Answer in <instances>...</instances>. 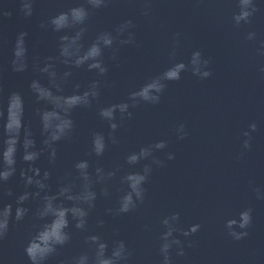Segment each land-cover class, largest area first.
Listing matches in <instances>:
<instances>
[{
  "label": "clouds",
  "instance_id": "obj_1",
  "mask_svg": "<svg viewBox=\"0 0 264 264\" xmlns=\"http://www.w3.org/2000/svg\"><path fill=\"white\" fill-rule=\"evenodd\" d=\"M16 11L25 19L34 15L35 0H15ZM140 14L151 19L154 14V0H138ZM235 11L232 13L233 27L239 29L243 25L251 24L252 17L260 11L257 0H233ZM111 0H83V3L61 11L47 20H42L38 27L42 31L49 29L60 34L57 43V55H48L43 60L32 59L31 67L38 75L29 82V93L34 98L30 106L26 103L25 95L19 91L5 94L0 83V242L7 239L10 221L19 223L31 214L36 222L33 224L34 232L30 235L24 254L29 264H48V261L60 254V249L69 245L73 238V230L88 233V222L91 212L97 206L100 196L109 198L111 192L107 186L120 171L105 169L97 166L92 170L88 158L77 159L71 168L58 176L55 191L49 181L52 178L51 170H41L36 162L42 155H47L52 168L57 165L58 146L61 142L73 140L77 123L73 113L77 109L91 108L97 103V115L108 124L107 137L104 132L91 133V147L87 157H102L108 149V142L119 144L116 136L117 130L125 119H131V109L141 104H159L168 82L179 81L182 73L190 72L201 80L212 76L210 57H205L200 50L191 53L188 61L176 60L178 49L181 46V33L173 34L172 45L169 51L170 65L162 72L149 77L139 88L130 91L127 99L108 106H99L102 80L107 77L110 69L105 62V51L110 50L109 59L116 67H120V49L125 46L139 47L136 42V23L133 19H126L117 25L114 31H102L85 45L84 37L87 21L97 10L107 8ZM13 16V9L6 4H0V23ZM71 33V34H69ZM28 33H17L13 47L10 68L13 73L22 74L29 70L30 53L27 42ZM246 41H257V33L248 31ZM256 54L264 58V40L258 42ZM63 66V70L61 67ZM84 69L94 73L93 79L87 82L74 80V71ZM7 69H0V82ZM264 77V65L259 69ZM46 80L47 83L42 81ZM71 91H67L68 88ZM40 105H44L41 107ZM31 112L32 119H36L40 126L42 137L40 146L32 129V120L26 119ZM119 113V122H117ZM257 131V124L251 122L247 130L242 132L244 137L242 148L251 149L252 133ZM178 140L187 137L188 132L184 123L174 129ZM168 147V142L159 140L155 143L141 146L138 151L130 152L125 157V163L130 167L144 163L139 171H128L120 177L122 186L118 189L122 194L114 208L105 209V214L113 217L133 212L145 201L148 183L153 166L165 167V160L155 155ZM25 167L19 169V177L23 182L24 191L15 196V208L12 202H5V197L14 195L9 186L18 172L17 156ZM241 151L237 159H242ZM175 159L172 152L166 153V160ZM100 185L99 192L96 186ZM257 200H264V190L253 187ZM35 202L33 210L26 206ZM252 207L239 211L237 217L227 219L224 228L227 234L235 241L246 238L248 228L252 224ZM104 219H97L98 228L105 226ZM161 224L164 231L160 233L159 264H173L172 253L184 256L185 242L181 236L187 238L196 234L201 225H190L187 229L180 226V214L173 212L165 216ZM118 230L114 229L113 232ZM178 234V235H177ZM192 241L188 247H193ZM133 253L123 239H104L100 233L87 234L83 237V249L68 260L60 264H129Z\"/></svg>",
  "mask_w": 264,
  "mask_h": 264
}]
</instances>
